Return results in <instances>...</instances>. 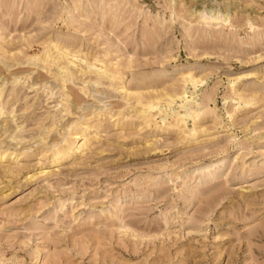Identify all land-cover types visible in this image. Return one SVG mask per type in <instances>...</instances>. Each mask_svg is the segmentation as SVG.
Masks as SVG:
<instances>
[{
    "label": "rangeland",
    "instance_id": "obj_1",
    "mask_svg": "<svg viewBox=\"0 0 264 264\" xmlns=\"http://www.w3.org/2000/svg\"><path fill=\"white\" fill-rule=\"evenodd\" d=\"M0 264H264V0H0Z\"/></svg>",
    "mask_w": 264,
    "mask_h": 264
},
{
    "label": "bare ground",
    "instance_id": "obj_2",
    "mask_svg": "<svg viewBox=\"0 0 264 264\" xmlns=\"http://www.w3.org/2000/svg\"><path fill=\"white\" fill-rule=\"evenodd\" d=\"M189 77H190V78H192V75H191V73H190ZM185 78H187V77H185ZM193 78H194V76H193ZM191 80H193V79H191ZM194 81H195V80H194Z\"/></svg>",
    "mask_w": 264,
    "mask_h": 264
}]
</instances>
